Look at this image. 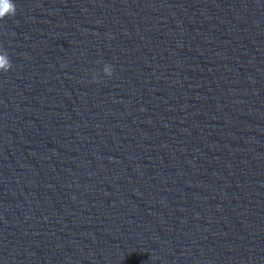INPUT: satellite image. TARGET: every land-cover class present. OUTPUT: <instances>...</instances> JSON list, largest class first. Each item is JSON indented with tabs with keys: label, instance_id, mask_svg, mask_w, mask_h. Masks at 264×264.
I'll list each match as a JSON object with an SVG mask.
<instances>
[{
	"label": "water",
	"instance_id": "water-1",
	"mask_svg": "<svg viewBox=\"0 0 264 264\" xmlns=\"http://www.w3.org/2000/svg\"><path fill=\"white\" fill-rule=\"evenodd\" d=\"M13 2L0 264H264V46L169 0Z\"/></svg>",
	"mask_w": 264,
	"mask_h": 264
},
{
	"label": "clouds",
	"instance_id": "clouds-1",
	"mask_svg": "<svg viewBox=\"0 0 264 264\" xmlns=\"http://www.w3.org/2000/svg\"><path fill=\"white\" fill-rule=\"evenodd\" d=\"M17 8L13 0H0V20H4L6 17H14L16 15ZM12 63L6 51L0 49V73H7L12 70ZM114 68L111 65L105 64L103 67V73L109 79L112 77ZM95 79V77H94Z\"/></svg>",
	"mask_w": 264,
	"mask_h": 264
}]
</instances>
